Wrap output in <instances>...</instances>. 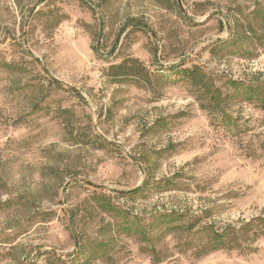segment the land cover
<instances>
[{
	"label": "rangeland",
	"instance_id": "374dc122",
	"mask_svg": "<svg viewBox=\"0 0 264 264\" xmlns=\"http://www.w3.org/2000/svg\"><path fill=\"white\" fill-rule=\"evenodd\" d=\"M232 80L264 81V0H0V264H264V236L200 252L264 217V111Z\"/></svg>",
	"mask_w": 264,
	"mask_h": 264
},
{
	"label": "trees",
	"instance_id": "16d2710c",
	"mask_svg": "<svg viewBox=\"0 0 264 264\" xmlns=\"http://www.w3.org/2000/svg\"><path fill=\"white\" fill-rule=\"evenodd\" d=\"M137 62V61H136ZM126 62L112 65L111 69L114 76H138L142 72L136 71L134 68H126ZM193 83L200 89H204V95H207L208 102L205 103V107L211 111H217L221 108V104L224 105L230 100L231 93L224 94L219 87H210L209 77L199 67L184 68L181 70ZM147 75V74H146ZM56 84H60L58 80H52ZM233 90L238 94H244L245 100L249 102L257 101V104L261 110L264 111V81H244V80H232L230 81ZM216 101V102H215ZM221 101V103L219 102ZM215 102V103H214ZM214 103V104H213ZM222 110L225 112V122L234 127H238L237 119L233 115L229 114L224 107ZM264 137V135H262ZM264 145V138L262 140ZM141 187L129 191V194L138 192ZM198 232H207L210 236V243L203 246L200 252L208 253L211 250L219 248L233 249L237 247H243L248 238L250 240H257L264 236V217L257 216L241 223L238 227L228 225L225 228L218 230L214 229L212 225H204Z\"/></svg>",
	"mask_w": 264,
	"mask_h": 264
}]
</instances>
